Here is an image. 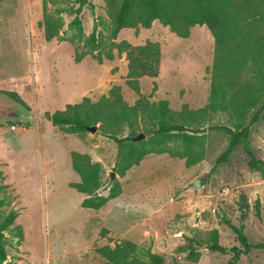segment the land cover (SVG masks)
<instances>
[{
	"label": "rangeland",
	"instance_id": "rangeland-1",
	"mask_svg": "<svg viewBox=\"0 0 264 264\" xmlns=\"http://www.w3.org/2000/svg\"><path fill=\"white\" fill-rule=\"evenodd\" d=\"M45 1L51 12L77 8L62 0ZM90 2L94 15L83 9V39L74 43L68 41L75 34L68 29L73 16L62 15L63 38L47 42L41 26L43 0L0 2V171L6 186L0 198L10 202L4 214L10 210L18 214L6 233L4 264H105L96 250L124 242L150 249L169 263L228 264L231 249L239 247L230 224L242 228L249 243L264 244V171L248 166L249 154L264 162V113L225 163L215 165L229 137L208 132L202 135L203 158L196 165L187 167L185 159L168 154H149L124 177L113 171L116 143L99 130L67 135L44 118L46 112L63 110L84 98L93 104L107 99L113 89L129 106L141 97L150 104L167 102L173 111L184 106L202 109L209 103L214 40L206 27H193L186 39L158 21L149 29L121 30L116 43L133 47L155 43L160 50L158 77H142L130 85L125 53L114 50L112 60L102 53L99 64L94 52L75 62L76 52L87 50L84 38L94 20L110 24L104 0ZM6 92L15 93L30 111ZM12 110L22 112L21 120L20 115L8 118ZM213 122L228 125L224 114L215 115ZM139 134L147 141L151 133ZM126 135L127 131L122 137ZM169 146L184 151L178 142ZM73 152L100 165V195L106 196L114 182L120 195L98 210L83 209L86 195L70 187L80 182L72 169ZM242 196L248 203L244 220ZM213 232L228 249L226 255L209 251ZM237 264H264V252L241 256Z\"/></svg>",
	"mask_w": 264,
	"mask_h": 264
},
{
	"label": "trees",
	"instance_id": "trees-1",
	"mask_svg": "<svg viewBox=\"0 0 264 264\" xmlns=\"http://www.w3.org/2000/svg\"><path fill=\"white\" fill-rule=\"evenodd\" d=\"M5 0H0V2ZM77 5L48 9L43 0V21L41 26L47 42L62 39L64 26L62 15L73 16L68 29L75 32L69 42L83 38L81 13L88 8L94 15V5L90 0H62ZM110 24L94 20L91 33L84 38V52H76L75 62L94 52L98 63H102V53L107 60L114 58L113 51L125 53L128 61L129 84L133 85L142 77L157 78L159 75L160 50L157 44L148 43L133 47L126 42L116 43V38L124 29H149L158 21L163 27L181 39L189 36L190 29L204 26L214 40L213 64L211 68L209 103L202 109L190 110L184 106L173 111L167 102L150 104L141 97L134 106L127 105L118 93L110 91V96L95 104L88 98L81 103L68 104L63 110L46 112L44 118L67 135L82 136L89 128L98 127L101 135L112 140L118 147V155L113 171L124 177L127 171L137 166L149 154H168L185 159L187 167L203 158L202 139L208 132L223 133L230 142L226 151L216 160L215 165L227 162L238 143L247 138L251 128L264 113V0H104ZM103 27L106 35L99 30ZM65 33V32H64ZM63 33V35H64ZM17 100L27 111L30 108L17 99L13 92L5 93ZM253 113V114H252ZM224 114L228 125L214 123L213 117ZM28 128V127H27ZM127 131V135L122 137ZM151 133L147 141L133 142L139 133ZM180 143L184 151L178 152L169 144ZM199 150H197V148ZM73 171L80 182L70 187L86 195L81 202L83 209L98 210L110 200L120 195L119 184L114 182L106 196L100 195L101 167L93 163L88 155L71 153ZM248 166L251 170L263 172L264 162L249 154ZM4 176L0 171V191H5ZM241 218L248 214L246 197L242 196ZM10 202L0 198V264L8 261L6 233L14 225L18 214L10 210L4 214L3 208ZM229 224V223H228ZM237 237L239 247L231 249L232 258L228 264H237L241 256L254 251H263L264 244L248 242L242 228L230 224ZM209 251L226 255L228 249L218 242L213 232ZM105 264H176L169 263L150 249H140L132 242H124L113 248L104 246L96 250Z\"/></svg>",
	"mask_w": 264,
	"mask_h": 264
},
{
	"label": "water",
	"instance_id": "water-1",
	"mask_svg": "<svg viewBox=\"0 0 264 264\" xmlns=\"http://www.w3.org/2000/svg\"><path fill=\"white\" fill-rule=\"evenodd\" d=\"M18 115H20L19 116V120H21V113H18V112H12V113H10L9 114V117L11 118V119H14L15 120V118L14 117H18ZM97 131V127H91V128H89V132L90 133H95ZM144 138H145V136L143 135V134H138L136 137H134L133 138V142H140V141H142V140H144ZM114 178H115V174L112 172L111 174H110V180H114ZM195 186L196 187H200V184L198 183V182H195Z\"/></svg>",
	"mask_w": 264,
	"mask_h": 264
},
{
	"label": "flooded vegetation",
	"instance_id": "flooded-vegetation-1",
	"mask_svg": "<svg viewBox=\"0 0 264 264\" xmlns=\"http://www.w3.org/2000/svg\"><path fill=\"white\" fill-rule=\"evenodd\" d=\"M19 111H20V110H12V111H10V112L8 113V118H10V117H9V114L12 113V112L22 113L21 111H20V112H19ZM10 119H11V118H10Z\"/></svg>",
	"mask_w": 264,
	"mask_h": 264
},
{
	"label": "built area",
	"instance_id": "built-area-1",
	"mask_svg": "<svg viewBox=\"0 0 264 264\" xmlns=\"http://www.w3.org/2000/svg\"><path fill=\"white\" fill-rule=\"evenodd\" d=\"M11 129H12V130H15V128H14V127H12Z\"/></svg>",
	"mask_w": 264,
	"mask_h": 264
}]
</instances>
